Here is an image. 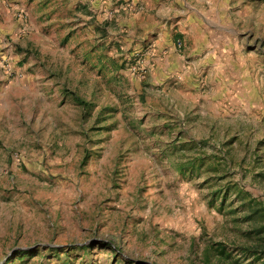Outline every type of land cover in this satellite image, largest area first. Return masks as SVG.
I'll list each match as a JSON object with an SVG mask.
<instances>
[{
	"label": "rangeland",
	"instance_id": "1",
	"mask_svg": "<svg viewBox=\"0 0 264 264\" xmlns=\"http://www.w3.org/2000/svg\"><path fill=\"white\" fill-rule=\"evenodd\" d=\"M186 1L0 0V264L258 263L264 0Z\"/></svg>",
	"mask_w": 264,
	"mask_h": 264
},
{
	"label": "trees",
	"instance_id": "2",
	"mask_svg": "<svg viewBox=\"0 0 264 264\" xmlns=\"http://www.w3.org/2000/svg\"><path fill=\"white\" fill-rule=\"evenodd\" d=\"M76 102H78V104H80V106L82 107H86L84 102H82V100H76ZM224 147H227L225 145H223ZM223 152V153H222ZM220 154H221V161H226L228 160V149H225L223 150ZM229 163V162H228ZM252 213V217H255L256 220L260 223L263 224V226H261L259 228V230L257 231L258 233L264 231V202H257L255 204V209L253 210ZM256 226H254V230H255ZM86 247H78L77 249H85ZM216 251V255H217V258H218V262L221 264L222 262H225V260H227V257L226 256V252H225V249L224 247L220 246L218 248L215 249ZM242 252L245 253V254H249V255H253L252 257L255 258L257 260V264H264V245H259L258 246V250H252V249H248V248H243L242 249ZM211 252L209 250H206L205 252V264H209V261H210V258H211ZM263 260V261H262Z\"/></svg>",
	"mask_w": 264,
	"mask_h": 264
},
{
	"label": "crops",
	"instance_id": "3",
	"mask_svg": "<svg viewBox=\"0 0 264 264\" xmlns=\"http://www.w3.org/2000/svg\"><path fill=\"white\" fill-rule=\"evenodd\" d=\"M129 2L131 5H136L141 1L143 5H145V9H148L150 11V17L152 19L154 18H161V21L158 22L157 24L154 23V28H159L161 27L162 29L166 28V23H161L162 20L168 18L167 15L171 14L173 12V9L175 8L174 5L172 4L171 8H167L165 10L162 9V2L164 0H126ZM187 8H190L189 2L186 0H183ZM153 14V15H152Z\"/></svg>",
	"mask_w": 264,
	"mask_h": 264
},
{
	"label": "built area",
	"instance_id": "4",
	"mask_svg": "<svg viewBox=\"0 0 264 264\" xmlns=\"http://www.w3.org/2000/svg\"><path fill=\"white\" fill-rule=\"evenodd\" d=\"M177 47L180 48V47H181V43H178V44H177Z\"/></svg>",
	"mask_w": 264,
	"mask_h": 264
}]
</instances>
